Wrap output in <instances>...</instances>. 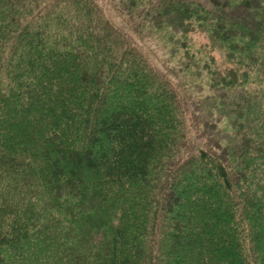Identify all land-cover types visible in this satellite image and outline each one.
Masks as SVG:
<instances>
[{
  "label": "trees",
  "instance_id": "1",
  "mask_svg": "<svg viewBox=\"0 0 264 264\" xmlns=\"http://www.w3.org/2000/svg\"><path fill=\"white\" fill-rule=\"evenodd\" d=\"M111 4L0 0V264H264V0Z\"/></svg>",
  "mask_w": 264,
  "mask_h": 264
},
{
  "label": "rangeland",
  "instance_id": "2",
  "mask_svg": "<svg viewBox=\"0 0 264 264\" xmlns=\"http://www.w3.org/2000/svg\"><path fill=\"white\" fill-rule=\"evenodd\" d=\"M99 2H100V4H102L103 5V7L104 8H106L109 12V15L111 16H113V17H115L114 16V10L112 9V4H111V2H112V0H98ZM195 36V38H196V40L197 41H199V40H201V41H205L204 40V38H202V36L201 35H194ZM136 38V40L141 44V41L137 38V37H135ZM148 47L150 48V49H152L151 47H150V45H147V49H148ZM149 51V50H148ZM157 51V50H156ZM158 53H160V51H157ZM149 54H150V52H149ZM153 57H154V59H155V62H156V64H158L159 66H162V63L160 62V61H158L157 59H156V56L153 54Z\"/></svg>",
  "mask_w": 264,
  "mask_h": 264
}]
</instances>
